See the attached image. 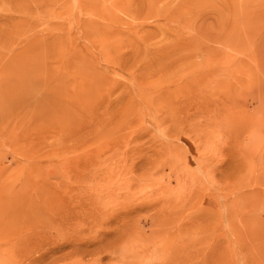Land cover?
<instances>
[{
  "label": "rangeland",
  "instance_id": "obj_1",
  "mask_svg": "<svg viewBox=\"0 0 264 264\" xmlns=\"http://www.w3.org/2000/svg\"><path fill=\"white\" fill-rule=\"evenodd\" d=\"M0 264H264V0H0Z\"/></svg>",
  "mask_w": 264,
  "mask_h": 264
}]
</instances>
